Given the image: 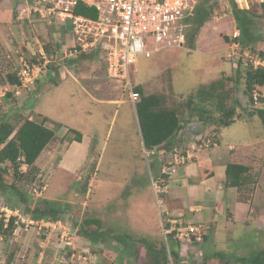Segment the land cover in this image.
Segmentation results:
<instances>
[{
  "label": "rangeland",
  "instance_id": "374dc122",
  "mask_svg": "<svg viewBox=\"0 0 264 264\" xmlns=\"http://www.w3.org/2000/svg\"><path fill=\"white\" fill-rule=\"evenodd\" d=\"M210 1L214 11H211L210 19L193 40L187 37L182 47L161 49L149 57L139 55L132 68L134 86L142 87L146 94H160L169 107L180 108V117L184 119L188 115L184 104L194 89L200 85H209L221 77H232L227 82L228 104H236L237 113L241 114L239 118L245 119L218 131H221L222 143L228 140L239 145V141L247 143L264 140V123L257 113H252L256 109L253 103V106L250 105L251 100L246 93L245 53L233 45L230 37L236 27L230 1ZM260 1L236 0L239 6L251 7L256 12L253 29L259 34V40L253 51L246 49V52L264 59V16L258 5ZM20 2L22 0H16L12 8L11 19L16 26L11 25L14 37L8 41L10 49L20 52H16L17 60L12 64L7 62L4 51L9 47L2 46L6 38L0 39V68L9 72L0 84L9 81L8 74L17 77L22 66L19 54L24 55L26 62L33 63L38 57L41 58L40 47L46 50L49 46L46 52H52L57 49L56 40L65 43L61 37L55 38V28L42 24L45 22L37 15L31 16L26 11L19 17L17 5ZM193 27L189 26L187 32H191ZM66 29L73 31L69 20ZM21 36L28 40L22 43ZM147 48H154L153 41L147 42ZM97 50L94 48L89 52L95 57H65L58 66L52 63L54 69L50 72L48 66L41 73L34 93L22 89L17 95L14 86L5 88L4 97L11 95L8 102L0 105V123L4 120L23 122L27 118L41 122L48 117L46 124L56 131V136L41 157L44 169L41 166L36 168L22 165L23 178L17 180L18 177H15L10 167L5 178L8 183L15 181L28 194L31 206L43 200V196L54 198L63 207L67 205L60 217L73 232V246L64 254V264H96L98 261L101 264H153V255L147 251L142 240L155 248L169 247V243L176 240L174 231L167 236L164 230L172 216L171 209L166 203L169 215L161 212L151 186V176L157 175L156 164H160V151L174 146L175 142L158 146L153 149V153L145 149L135 104L131 102L123 82L109 77L104 53ZM58 67L64 72L69 69L73 75L68 72L61 79L60 72L55 70ZM83 86L89 93H84ZM254 88L263 98L256 107L264 108V86L256 85ZM9 108L13 110L8 111ZM72 128L80 131L82 137L85 135L91 146L86 160L78 169L74 165L83 159L80 158L79 150L74 149L76 155L72 157L74 154H71V159H68L74 170L69 172L60 168V163L68 158L67 150L70 143H74L75 132L71 131ZM209 133L214 134L212 130ZM190 134L183 135L182 141L188 137V142L192 143L193 135ZM182 141L178 140L177 145H182ZM237 145V152L240 147V151L245 150V145ZM247 152V158L243 160L252 164L249 161L250 151ZM11 206L9 196L0 194V213L13 215L9 208ZM6 207L10 212L2 211ZM18 213L22 214L20 211ZM89 218L101 219L100 229L107 232L104 242L95 244L85 236L86 231L97 228L96 225L84 224ZM30 224L33 228L37 227L35 223ZM260 228L264 229L259 224ZM18 231H22L20 227ZM42 231L45 235L48 232L45 228ZM58 231L61 233L62 229ZM183 243H186L183 249L188 248L192 255L195 252L191 264H202L204 260L199 253L196 254L194 239ZM260 245L264 244L255 241L253 246ZM179 248L181 252V245ZM170 258L171 263L173 257Z\"/></svg>",
  "mask_w": 264,
  "mask_h": 264
},
{
  "label": "crops",
  "instance_id": "0c3cea01",
  "mask_svg": "<svg viewBox=\"0 0 264 264\" xmlns=\"http://www.w3.org/2000/svg\"><path fill=\"white\" fill-rule=\"evenodd\" d=\"M15 2L16 0H2L0 5V39L3 37L6 38L3 41L5 43L2 45L3 47H9L8 41L10 37L11 39L14 37L11 25L16 26V23L11 18L13 17L12 8ZM25 6L26 0H22L17 5V9L20 11L19 17H22L24 13L22 8ZM33 14L37 15L36 13H31V16ZM42 24L55 28L53 36L55 38L61 37L65 41V43H62L61 40H58V42L56 40L55 45L57 49L47 53L50 56L54 53H58V57L64 56V50H67V46L71 47L74 43L75 38L73 32L67 31V24ZM21 30L24 31V29ZM15 40L18 41V39ZM20 40L24 43V40L28 39H23L21 36ZM50 45L53 46L52 43ZM27 47L29 46L27 45ZM48 47H46V50ZM46 50L42 47L39 48V51ZM4 52L5 57L8 58L7 62L10 61L12 64L13 61L17 60L15 57L16 52H20V50H12L9 47ZM19 55L23 64L25 60L24 55ZM64 58L65 56L61 60ZM60 61L57 62L56 66H58ZM3 67L5 68V65ZM57 69V72H60L59 76L61 79L68 72L69 75L72 74L69 69H67V72L60 71L59 67ZM7 73L9 72L0 68V81H3V78L6 79ZM75 77L78 79L77 76ZM5 82V84H0V102H5L3 94L5 88L15 86L10 81L6 80ZM84 90V93H89L85 87ZM73 94L76 95L77 93ZM85 96L87 97L88 95L85 94ZM185 126L187 127L186 124ZM188 126L202 129L197 122H191ZM218 137L219 141L217 146L204 147L196 150L193 153L194 157L191 161L179 167L177 174L170 182L166 203L171 209L172 216L168 219L167 223L176 229L183 226L195 225L201 230L203 240L197 241L194 239L196 245L194 249L195 251L197 249L196 254L199 253L202 256V260H204L202 264H243L241 258H249L264 248V245H260L259 247L253 246L255 241L264 244L261 242V240L264 242V229H258L259 224L260 227H264V140L249 141L247 143L239 141V145H237L234 141L228 140L225 144L222 143L223 137L221 131L220 133L218 132ZM182 139L181 134H176L166 144L175 142L176 146L174 147L179 146V148H185V150L192 152L193 144L186 139L182 141ZM178 140L182 141V145L176 144ZM72 142L74 143H70L69 149L67 150L68 158H64L60 163V168L63 167L62 169L69 172L74 170L73 166L71 167L69 165L71 163L68 162V159H71V154H74L72 157L76 155L73 152L74 149L79 150V154L82 156L80 158L83 159L79 163L77 161V164L74 165L78 169L86 160L91 146V144L89 146L85 135H83L81 142L75 140ZM81 145L83 147H80ZM235 145H245V150L240 151L242 149L240 147L237 152ZM47 146L32 167L37 168L41 166L44 169V166L42 167L43 161L41 157L44 156ZM174 147L172 145L168 149L164 148L160 152L166 157L171 150H174ZM247 150L250 151L249 161L252 164L245 162L248 155ZM151 152L153 153L154 151ZM162 155L158 156L159 160L162 159ZM244 158L245 160H243ZM65 162L67 163L65 164ZM229 163H241L250 168L246 182H243L239 187L229 186L227 184L226 171ZM160 167L161 162L160 164H156L157 172H159ZM45 189L46 186L44 187ZM42 199L54 200V198L49 196H43ZM10 211L15 214L14 212L17 210ZM31 220L33 219H31L29 214H20V221L23 225L21 224L19 227L22 231L19 232L18 227L14 235L8 240L0 235V264H6L8 258L11 256H13L11 264H64V254L70 251L71 247H68L66 250L60 247V232L45 227L49 232H45V235L42 231L43 228L38 223L35 224L37 226L35 228L30 226ZM43 221L45 222L46 220L41 219L36 222ZM46 222L52 223L54 221ZM68 228L70 229V226ZM184 244L186 243L180 244V258L182 263L191 264L192 260L195 259V252L192 255L188 248L187 250L186 248L183 249ZM96 264H101V261H98Z\"/></svg>",
  "mask_w": 264,
  "mask_h": 264
},
{
  "label": "trees",
  "instance_id": "16d2710c",
  "mask_svg": "<svg viewBox=\"0 0 264 264\" xmlns=\"http://www.w3.org/2000/svg\"><path fill=\"white\" fill-rule=\"evenodd\" d=\"M1 2L2 0H0V5ZM210 2V0H199L195 14L190 19L192 22L191 26L194 27L191 32H187L189 39L193 40L204 23L210 19ZM230 2L233 15L241 31L239 38L241 49L244 53L246 49L253 51L259 40V34L253 29L256 12L251 7H240L236 0H231ZM258 5L261 7L262 15L264 16V0L258 2ZM77 13L92 17L97 16L94 8L85 7L84 5L78 7ZM79 55L84 58L95 57L93 54L85 52ZM53 65L52 63L49 64L50 72L54 69ZM245 68L246 93L251 100L250 105L253 103L256 109L255 112L253 109L252 113H257L264 123V108L256 107L257 105L253 102L252 92L256 85L264 86V67L254 69L253 65L249 62L248 65H245ZM55 70L58 69L55 68ZM8 79L13 84L19 83L18 77L14 74H8ZM231 80L232 77L229 76L221 77L209 85H200L194 89L184 104L188 112V115L184 119L180 117L179 107H169L160 94H146L142 87L137 86L136 89L140 93V99L135 107L145 149L153 150L165 144L181 130L184 124L193 120L204 123L206 128L212 129L213 133H218L222 127L245 119V117L243 119L239 118L241 114L237 113L236 104H228L229 90L227 82ZM32 91L34 93L36 89ZM10 95L11 93L4 97L5 102L2 101L1 106H3V103L8 102ZM262 99L259 96V101ZM12 110L11 108L8 109V111ZM46 121H48V117H45L41 122L27 118L23 122L19 120L16 123H12L10 120H4L0 123V194L9 196L12 201V206L9 208L13 211L17 210L22 214H29L31 219L37 221L41 219L57 221L61 219L60 215L64 213L67 205L63 207L57 204L59 203L57 200L43 199L34 204V206H31L28 194L15 181L8 183L5 178V175L10 172L11 167L15 177H18L17 180L22 179L24 174L21 169L22 165L33 166L45 147L54 139L56 131L54 128L49 127ZM71 131L75 132L73 141L81 142L82 133L74 128ZM249 169V166L245 164L229 163L226 171L227 184L229 186H241L247 180ZM84 189L86 190V184ZM8 218V221H6V215L0 213V235L7 240L14 235L20 223L19 216L11 215ZM84 224L97 226L93 231L85 232V236H88L93 243L105 241L107 232L100 229L102 224L101 219L89 218L84 221ZM117 238L120 239V237ZM142 242L146 246L147 251L153 255V264H170V256L173 257V264H184L180 258V242L178 240L171 241L169 247L161 246L157 248L143 240ZM12 257L8 258L6 264H11ZM241 262L243 264H264V248L249 258H241Z\"/></svg>",
  "mask_w": 264,
  "mask_h": 264
},
{
  "label": "built area",
  "instance_id": "2783aa9c",
  "mask_svg": "<svg viewBox=\"0 0 264 264\" xmlns=\"http://www.w3.org/2000/svg\"><path fill=\"white\" fill-rule=\"evenodd\" d=\"M196 3L198 0H26L22 10L37 13L54 24L65 25L68 20L71 21L75 40L71 47L64 50V56H77L80 52L99 47L104 53L109 77L122 81L131 101L136 103L140 93L132 80L133 65L141 54L149 57L161 49L182 47L186 41L188 19L194 15ZM80 5L94 8L97 16L77 13ZM238 35L237 30L234 37ZM149 41H153V49L147 48ZM234 44L238 46L237 42ZM41 54L43 62L23 64L18 74L20 86L17 94L22 89H35L40 74L47 70L48 64L60 59L58 53L48 56L41 51ZM252 61L255 67L264 65L258 58ZM254 96L257 99V90ZM188 157L189 154L175 152L170 164L165 163L161 176L152 181L160 210H164L163 194L168 191L171 177L178 165ZM2 211H8V208ZM14 213L20 218L17 211ZM5 215L8 221L9 216ZM30 223H38L41 228L48 227L53 231L62 229L59 234L62 248L73 243V232L62 219L52 223L31 220ZM174 229L166 228L165 234H170ZM174 237L181 242H190L193 239L202 240V233L197 226L188 225L177 228Z\"/></svg>",
  "mask_w": 264,
  "mask_h": 264
},
{
  "label": "clouds",
  "instance_id": "9594fccd",
  "mask_svg": "<svg viewBox=\"0 0 264 264\" xmlns=\"http://www.w3.org/2000/svg\"><path fill=\"white\" fill-rule=\"evenodd\" d=\"M229 1H231V0H229ZM263 1V0H262ZM198 2H199V0H198ZM197 4L198 3H196V6H197ZM210 5V10L211 11H214V7H212V3H210L209 4ZM230 5H231V2H230ZM196 6H195V9H196ZM228 7H229V5H228ZM241 7V6H240ZM90 8H92V7H90ZM242 8H244V7H242ZM246 8H248V7H246ZM231 11H232V7H231ZM37 14V13H36ZM194 14H195V12H194ZM211 14H212V12H211ZM232 15H233V12H232ZM37 16L42 20V21H44L45 23H47V24H54V23H50L48 20H45V19H42L38 14H37ZM194 16V15H193ZM192 16V17H193ZM191 17V18H192ZM191 18H189L188 19V21H189V25L186 27L187 29H188V27L189 26H191L192 25V22L190 21V19ZM233 18H234V20H235V22H236V19H235V17H234V15H233ZM206 23V22H205ZM204 23V24H205ZM202 28V27H201ZM187 29H186V32H187ZM239 31V35L237 36V37H234V32L235 31ZM73 32V31H72ZM234 32H233V34H231V40H232V43H233V45L235 46V42H237L238 43V46H236L238 49H241V43H240V40H239V38H240V35H241V31H240V29H239V27H238V25H237V22H236V27H235V30H234ZM186 39H187V33H186ZM186 42V41H185ZM94 48H98V50L97 51H102L99 47H93V48H91L90 50H88V51H85V53H89L92 49H94ZM48 56H50L46 51H44ZM103 52V51H102ZM80 53H82V52H80ZM79 53V54H80ZM40 54H41V51H40ZM77 55V56H70V55H67V56H65V57H71V58H79L80 57V55ZM62 57H64V56H60V59L58 60V61H60L61 59H62ZM256 58H258V59H260V60H262L263 62H264V59H262L261 57H255L254 55L252 56L251 54H248L247 52H245V61H244V64L245 65H248V63L250 62L252 65H253V68L254 69H258V68H260V67H264V65H259L258 67H255V65H254V63H253V61H252V59H256ZM44 61V59L42 58V54H41V58H37L36 59V62H33V63H38V62H43ZM58 61H56V62H50V63H57ZM24 63H26V61L24 60L23 61V64ZM28 63V62H27ZM33 63H30V64H33ZM49 63V64H50ZM23 64H22V66H23ZM49 64H48V66H49ZM22 66H21V68H22ZM48 69V68H47ZM20 71V70H19ZM19 71H18V73H17V77H18V80H19V83H17V84H15V86H14V90H15V92H16V94H17V89L19 88V86H20V79H19ZM44 71H46V70H44ZM40 76H41V74H40ZM39 79V78H38ZM117 80V79H116ZM38 81V80H37ZM36 88H37V82H36ZM35 88V89H36ZM135 88H136V86H135ZM137 90V89H136ZM255 90L256 89H254L252 92H253V102H254V104L255 105H258L259 103H260V101H259V96H260V93L258 92V96H257V99L255 98V96H254V92H255ZM32 91V90H31ZM20 92H21V90H20ZM33 92V91H32ZM5 94V93H4ZM20 94V93H19ZM19 94H17V95H19ZM129 96V95H128ZM130 98V97H129ZM131 100V99H130ZM139 101V100H138ZM137 101V102H138ZM132 102V101H131ZM136 102V103H137ZM133 103V102H132ZM136 103H133V104H135L136 105ZM193 121H196V120H193ZM193 121H190V123L191 122H193ZM197 123H199L200 124V126H201V128L202 129H200V128H197V127H191V126H188L189 124H186L187 125V127L185 126V124L183 125V127L181 128V130L177 133V134H181V137L183 136V135H185L186 136V133L187 134H190V135H193V137H192V152H190L189 150H185V148L184 149H182V148H179V146L178 147H174V146H176V145H174L173 147H174V150H171V152L169 153V154H167L166 155V157H164V154L162 155V159L160 160V162H161V167H160V170H159V172H157V175L154 177H152L151 176V186H152V189H153V185H152V181L154 180V179H157L159 176H161V174H162V170H163V167H164V165H165V163H169L172 159H173V155H174V153L175 152H181V153H184V154H189V157H188V159L184 162V163H181L180 165H178V167H177V171H176V173L171 177V179H170V181H169V186H170V182L172 181V179H173V177L177 174V172H178V169H179V167H181L182 165H186L189 161H191V159L194 157V152L196 151V150H200V149H202V148H204V147H213V146H217L218 145V141H219V138H217L218 137V133H214V134H212V133H209L211 130H209L208 128H206L205 126H204V123H201L200 121H196ZM176 135V134H175ZM174 135V136H175ZM173 136V137H174ZM199 136H201V138L199 139ZM172 138V137H171ZM170 138V139H171ZM169 139V140H170ZM186 140H188V137L187 138H185ZM196 139V140H195ZM168 140V141H169ZM167 141V142H168ZM166 142V143H167ZM197 142H199V143H197ZM165 143V144H166ZM165 144H162V145H160V146H164ZM177 144V143H176ZM201 144H202V146H201ZM147 150V149H146ZM148 151H154V150H148ZM191 154V155H190ZM170 164V163H169ZM168 191H169V187H168ZM168 191L165 193V194H163V199H164V210L162 211L161 210V212L162 213H165L166 212V214H168L169 215V212H168V208H165V207H167V205H166V195H167V193H168ZM153 193H154V195H155V192H154V189H153ZM155 198H156V195H155ZM11 209V208H10ZM160 209V208H159ZM34 221H37V220H34ZM40 221V220H39ZM63 221V220H62ZM65 223V222H64ZM195 226V225H194ZM43 228H45V227H43ZM166 228H172L171 226H169L168 225V223H166V226L164 227V230L166 229ZM57 231V230H56ZM174 232H176V229H174L173 230ZM171 232L170 234H173L174 232ZM201 231V230H200ZM202 233V232H201ZM167 236L169 235V234H166ZM175 235V234H174ZM176 239V238H175ZM177 240V239H176ZM202 240H203V233H202ZM202 240H197V241H202ZM179 241V240H178ZM179 242H181V241H179ZM59 243H60V241H59ZM181 243H183V242H181ZM180 243V244H181ZM73 246V243H72V245H67V246H65V247H63V249L64 250H66L67 249V247H72ZM62 248V247H61ZM72 249V248H71ZM170 264H173V262H171Z\"/></svg>",
  "mask_w": 264,
  "mask_h": 264
}]
</instances>
